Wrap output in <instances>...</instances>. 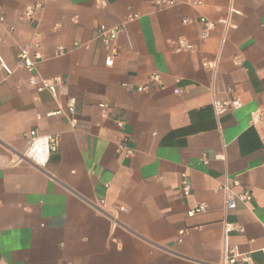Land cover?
<instances>
[{"label": "crops", "instance_id": "obj_1", "mask_svg": "<svg viewBox=\"0 0 264 264\" xmlns=\"http://www.w3.org/2000/svg\"><path fill=\"white\" fill-rule=\"evenodd\" d=\"M36 4L41 11L26 19ZM230 8L239 12L233 27L218 23ZM130 13L140 18L124 25L107 67L96 32ZM0 17L11 72L0 68V264H222L228 245L264 264V116L252 120L264 110V0L163 11L154 0H0ZM201 18L216 23L205 40ZM180 41L193 50L177 51ZM26 45L40 46V77L64 79L56 97L38 93L18 65ZM215 60L216 70L204 67ZM156 73L161 84L136 91ZM71 98L76 130L66 115L48 116ZM229 98L242 107L216 116L213 101ZM31 130L61 137L45 172L16 163ZM122 134L133 157L117 151ZM226 178L252 201L225 211ZM200 205L208 212L188 216ZM224 222L243 232L225 239Z\"/></svg>", "mask_w": 264, "mask_h": 264}, {"label": "built area", "instance_id": "obj_2", "mask_svg": "<svg viewBox=\"0 0 264 264\" xmlns=\"http://www.w3.org/2000/svg\"><path fill=\"white\" fill-rule=\"evenodd\" d=\"M205 3V0H154V4L158 10H167L179 6L180 4H187L192 7H201ZM42 6L36 4L33 7H30L25 13V17L28 20H31L38 12H40ZM236 12L234 9L230 8L228 12V17L225 19L219 20L218 23L224 24L227 27H233L231 25L230 16ZM140 18L139 14L130 13L124 24L117 28H110L105 25H101L95 36V40L101 42L103 49L105 51V66L112 67L114 65V59L118 55V47L116 41L120 35L121 30L125 24L135 22ZM4 18L0 17V22H3ZM200 23L204 25V31L201 33V39L205 40L210 37L211 31L215 28L216 23L211 22L205 18L200 19ZM86 48L88 45H79L76 44L75 48ZM39 45H26L21 48L17 55L18 65L23 68L29 75V84L36 89L38 93L48 92L53 97L57 96L58 90L60 87L65 85V81L61 77H56L53 79H45L39 76L37 72L38 62L42 59V55L39 52ZM193 46L187 44L185 41H180L177 51H192ZM57 56L65 55L63 48L57 50ZM239 64V63H237ZM204 67L216 70L218 65V60L204 62ZM0 68L4 69L8 73H11L9 68L4 62L3 56L0 53ZM162 77L160 74H152L148 82L144 85H139L136 87V91L139 93L147 92L151 84H161ZM242 107V102L239 99H225L218 100L215 99L212 103V108L216 116H221L228 112L238 110ZM102 110L107 108L106 104L100 105ZM66 115L68 118L72 129H77V120H76V100L71 98L67 102V111L63 112L59 110L58 112L49 113V117ZM264 116V110H258L252 114L253 122H259ZM125 124L118 121L117 127L122 130L124 129ZM27 145L23 152L17 154L16 163L17 164H28L33 166L41 171H46V168L50 162L52 156L56 155L60 151L61 147V137L59 135H41L37 130H31L24 134ZM129 137L126 134H122L121 140L118 144V153H124L127 157H133L135 150L128 146ZM180 189L184 197H190L192 193V186L189 182L188 175L186 173L181 174L180 176ZM220 191L224 197V210L234 211L237 210L240 205H247L252 201V192L244 187L243 183L238 179L226 178L225 182L220 187ZM121 211H125L124 208H121ZM208 212V208L205 205H200L194 209H191L188 212V216L194 217L199 214H205ZM238 231L239 233L243 232L241 227H235L233 224L224 222V235L225 239L229 236L232 231ZM187 231H180L181 236H185ZM222 264H253L252 257L249 254L241 253L237 246H226L224 252V258Z\"/></svg>", "mask_w": 264, "mask_h": 264}]
</instances>
